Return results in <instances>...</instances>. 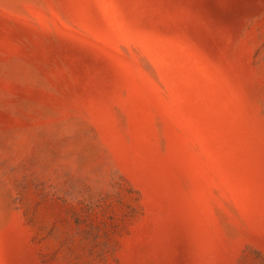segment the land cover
<instances>
[{
  "label": "rangeland",
  "instance_id": "obj_1",
  "mask_svg": "<svg viewBox=\"0 0 264 264\" xmlns=\"http://www.w3.org/2000/svg\"><path fill=\"white\" fill-rule=\"evenodd\" d=\"M0 264H264V0H0Z\"/></svg>",
  "mask_w": 264,
  "mask_h": 264
}]
</instances>
